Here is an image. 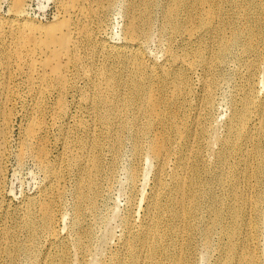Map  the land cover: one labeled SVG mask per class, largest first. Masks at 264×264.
Instances as JSON below:
<instances>
[{"label":"bare ground","instance_id":"6f19581e","mask_svg":"<svg viewBox=\"0 0 264 264\" xmlns=\"http://www.w3.org/2000/svg\"><path fill=\"white\" fill-rule=\"evenodd\" d=\"M48 1L43 0L42 6ZM116 1L63 0L52 22L35 23L24 15L26 0H10L13 18L0 19L4 98L10 95L15 65L14 72L24 76L29 92L38 97L46 92L57 95L51 113L56 121L66 112L65 96L72 78L82 75L91 87L86 100L94 117L107 127L140 123L132 133V151L139 158L154 159L155 192L142 222L136 230L126 224L116 250L102 264H198L197 255L206 251L214 264H263L258 236L264 214V94H257L254 79L260 74L264 78V0H126L123 43L109 49L101 44L97 53L116 62L106 66L105 59L95 61L92 49ZM157 8L163 19L156 33L167 36V46L163 62L156 67L141 50L154 32ZM177 36L181 48L176 45ZM232 58L238 64L239 79L230 101L231 114L219 136L209 121V111L224 81L219 66ZM195 79L201 91L200 105L194 108L190 125L187 110L195 96ZM6 102L0 111V166L2 141L13 114ZM34 112L22 133L18 156L32 154L52 182L26 204L21 227L26 232L24 241L17 243V233L5 225L0 228V240L8 247L4 251L7 264H14L20 254L29 263L64 264L68 241L55 228L57 202L64 194L63 172L49 160L46 121L40 116L44 111L37 107ZM79 126L86 131L83 134H96L91 123L80 122ZM74 141L77 151L69 135L65 137L61 159L88 169V177L77 182L74 194L77 225L82 204L94 208L99 195L95 173L100 162L94 152L101 142L95 136L84 140L78 136ZM120 144L117 135L112 153ZM82 149H89L90 155L84 156ZM114 162L111 159L110 173ZM136 175L137 168L129 171L131 181ZM159 175L167 176L166 185ZM38 228L57 253L37 258ZM74 239L73 246L83 255L87 251L83 235Z\"/></svg>","mask_w":264,"mask_h":264},{"label":"rangeland","instance_id":"374dc122","mask_svg":"<svg viewBox=\"0 0 264 264\" xmlns=\"http://www.w3.org/2000/svg\"><path fill=\"white\" fill-rule=\"evenodd\" d=\"M42 1L43 0H26L25 17L31 19L35 23L52 22L58 13L59 3L63 0H49L44 7L41 4ZM127 1L117 0V4H115V6L113 5L107 12L102 28L97 31L92 49V53L96 55L94 58L96 62L105 59L104 62L106 66H112V63H116L113 62V60H110V62L107 61L109 59L108 55L103 56V58L97 53L99 52L101 44H106L108 48L123 43V29L126 19L125 7ZM157 1L160 2L161 0ZM10 4V0H0L1 20L13 18L9 7ZM43 4H45V2ZM159 10L160 9L157 8L154 11L156 13H153L154 23L156 24L155 26L153 25V31L155 33L152 31L153 37L151 34V40L149 39L147 44L146 42L143 43V49L141 48L143 52L142 55L145 56L143 57L147 59L150 64L155 63L154 65L156 67L163 62L162 60H164V57L162 56L167 46V36L165 35L166 37H163L164 34L161 32L156 33L160 31V26L162 25L161 21L163 19ZM156 35L159 36V39ZM165 40L166 42H164ZM177 40L179 43L176 42V45L181 48L183 44L182 42L180 43V38L178 36ZM161 41L164 43H160ZM104 50V52L108 54L107 50ZM2 52L3 49L0 44V64L3 62ZM232 59L226 61L227 65L224 63L219 66V71L223 74V79L225 81L221 80L220 84L222 82L225 84L222 83L219 89L217 88L216 95H214L213 107L209 111V121L214 125L216 133L219 136L223 134L225 124L231 114L230 101H232L231 98L234 95L233 93H235L236 79H239V75L237 74L238 64ZM13 68L16 69L15 65ZM13 68L12 74L14 75H12L13 77L11 76L12 78L10 77L11 81L9 82L10 87L8 89V95H10L7 98L10 101L4 98V94L6 95L7 92L5 88L2 87L1 81L3 77L0 68V111L3 110V105H5V101H7V105L9 108H12L13 112L10 123L6 129V138L2 141V144H4L2 145L3 159L1 158L0 166V228L3 225L11 230L13 228V231L17 233L14 236L15 241L17 243H22L26 235L25 229L21 228L26 204L30 199L37 198V195H39L41 191L46 190L48 185L52 182L50 173L46 172L45 169L37 163L32 154L27 152L22 158L18 156L21 148L22 133H24L25 128L28 126L29 120L37 113L34 111L39 107L44 113L38 115L44 118V122L46 121L47 129L45 128V136L48 141L47 148L49 149V160L61 166L60 169L63 172L60 184L64 190V194L61 200L57 202L55 228L59 234H61V237H63L65 241H68L66 246L67 249L65 248L68 251V258L64 264H102L105 256L116 250L119 242L118 239L124 233L126 224L133 225L134 230H136L139 223L142 222V218H144L149 211V205L155 192L157 166L155 165L154 159L147 157V155V158H145V155L139 158V156H134L135 154L132 151V133L138 129L140 123L130 124L128 127L124 128H120L118 125L107 127L102 123L99 117H94L91 112V110H93L91 103H87L88 100H86L87 93L91 92V87L87 79L82 75L76 76L74 80V77L72 78V83L65 96L66 112L54 121L51 117V113L54 106L57 104V95L55 93L51 94L46 92L43 97H38L33 92H29L30 89L24 81V76L14 72L17 70ZM233 70L236 71L233 72ZM233 74L235 77H233ZM256 77L254 79V85L256 84L255 89L257 94L261 96L264 94V78L261 74L257 78ZM194 82L195 96H193V100L190 104V110H187L189 114L188 124L190 125L196 114L194 108L200 105V98L198 97V94L201 92L200 86L196 79ZM80 122H83V124L91 123L92 129L94 128L93 131H95L96 134H83L86 133V131L79 128L81 127L79 126ZM203 124L205 125L204 122ZM67 135H69V140L73 145L74 151L78 150V146H76L77 142L74 141V139L77 140L78 136L81 140L95 136L101 142V147L97 148L94 152L100 162V169L95 173V176H97L100 181V187H98L99 195L97 196L94 208L91 209L87 204H82L81 212L76 214L80 218L77 225H75L73 216V204L75 203L74 194L77 182L81 178L88 177V169H84L76 162L74 164H70L67 161L62 162L61 156L64 150L63 142ZM117 135L121 138V144L118 150L112 153V143ZM83 152H85L84 156L90 155L89 149H84ZM111 159L115 161L113 171L111 172L112 174L109 171ZM134 168H137L135 182L131 181L129 178V171ZM157 178L163 185H166L168 182L166 175H159ZM215 190L218 192L219 188L216 187ZM161 191H163V189ZM37 218L40 217L37 216ZM39 223L38 221L37 225H39ZM39 229L40 228H38V230ZM41 231L42 230H39L37 234V236L40 235L39 239L41 238L39 240V249L37 248V256L40 257L37 258H42L41 256L45 257V255L51 253V251L52 254L57 253V251L55 252L53 248L47 245V241L45 240L46 237ZM85 233H90V236H84ZM79 235H83L84 243L87 245V251L84 252L85 254L83 253V255L79 254L73 246L74 238ZM1 241L2 240H0V248L1 250L3 248V254L0 253V264H7L4 251H6L8 247L6 248V243ZM258 242V250L262 254L264 252V214ZM177 246L182 250L180 245ZM207 252L208 251L205 252L206 254L197 255L199 260L198 264H214L211 255L209 259L208 254H210V252ZM17 256L19 257L15 258L14 264H37V260L29 263V260L24 258L22 254Z\"/></svg>","mask_w":264,"mask_h":264}]
</instances>
